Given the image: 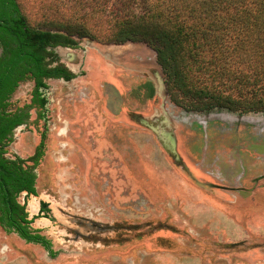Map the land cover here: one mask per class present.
I'll use <instances>...</instances> for the list:
<instances>
[{"label":"rangeland","instance_id":"obj_1","mask_svg":"<svg viewBox=\"0 0 264 264\" xmlns=\"http://www.w3.org/2000/svg\"><path fill=\"white\" fill-rule=\"evenodd\" d=\"M18 2L30 25L46 30L79 22L83 11L76 0ZM87 24L106 29L92 12ZM80 42L86 53L67 51L62 62L83 75L49 82L51 150L37 169V197L48 203L42 216L50 222L33 226L56 257L0 229V264H264V114L184 111L166 96L144 44ZM31 87L22 84L13 103ZM134 112L156 116L154 127L170 122L189 173L153 131L129 121L125 114ZM64 121L67 134L58 136L54 128ZM42 129V122L24 127L13 147L28 156L24 149ZM58 142L66 143L62 152Z\"/></svg>","mask_w":264,"mask_h":264},{"label":"trees","instance_id":"obj_2","mask_svg":"<svg viewBox=\"0 0 264 264\" xmlns=\"http://www.w3.org/2000/svg\"><path fill=\"white\" fill-rule=\"evenodd\" d=\"M85 1L76 0L83 9L79 22L46 30L30 25L18 0H0V225L48 250L50 243L30 228L16 200L22 192L35 195L33 170L41 154L6 156L13 129L29 117V107L8 111L18 84L72 78L50 67L55 54L46 48H73L84 38L142 43L155 53L175 105L264 113V0H98L93 7ZM91 12L106 25L103 32L88 26Z\"/></svg>","mask_w":264,"mask_h":264},{"label":"flooded vegetation","instance_id":"obj_3","mask_svg":"<svg viewBox=\"0 0 264 264\" xmlns=\"http://www.w3.org/2000/svg\"><path fill=\"white\" fill-rule=\"evenodd\" d=\"M84 39H87V38H84ZM75 40L77 41L78 44H77L76 47H73V48L72 47H62V46H56L54 48H46V51H48V52L50 51L53 54H55V60L52 62L50 67L51 68L59 67V68L65 69V70H67L68 73L72 74V78H70L68 80H66L64 77L44 78L42 80L43 84L41 86H38L37 82L34 79H26L25 81H22V82H20L18 84L16 90L11 95L10 100H9L10 107H9L8 111L14 112L17 109L29 107V109H28L29 117H28L27 121L24 124L19 125L15 129H13L12 135H11V142H9L8 146L6 147V150H7L6 156L11 158V159H13L15 157H19V158H21L23 160H28L29 158H32L33 156H35L36 153H38V152H39V155L41 154V159L39 161V164L33 170V173L36 176L35 186H34L35 187V191H36L35 195H28L26 192H22L17 197L16 200H17L18 204L24 208V212L26 214V219L28 221H31L30 225H29L30 228L32 230L37 231V233L40 236L44 237L46 239V241H48L50 243V249L49 250L46 249L44 246H42L39 243L28 242L24 238H21L17 234V232H15V231H7L1 225H0V229L7 235L8 234L16 235L19 240L23 241L27 245H30V244L38 245L45 252H47L52 259L56 257V253L53 251L52 244H51L50 240H48L45 236H43L39 229H36L33 226L35 221H37L39 219H42V218H44V220L50 222V218H48L47 216H45V217L42 216V214L45 212V209L47 207H49L48 203L46 201L40 199L39 197H37V187H36L37 178H38L37 169L41 165V163L44 161V159L47 157V154L51 150L48 147V145H47L48 124L50 122L49 107L52 105V101H53V98L51 96L52 89L49 86V82L50 81H60V82H63V83H69V82L74 81L75 79H77L79 76L83 75V73H81V75L77 74L73 69L68 67L67 63L62 62V60H66L67 59V55H66L67 51H77V50H79L82 53H86V48L82 47L81 46V42H80L83 39H75ZM103 45L121 46V45H124V44H103ZM147 48H149V47H147ZM59 49H61L63 51L60 52ZM69 57H70V59H69ZM68 59H69V61L71 63H73V65L74 64L76 65V63L79 62L78 58L75 55H73V54L71 56H68ZM155 61L157 63L156 56H155ZM157 65L159 66L158 63H157ZM159 68H160V66H159ZM160 70H161V68H160ZM162 75H163V73H162ZM164 79H165V77H164ZM26 83H29V84L32 85L30 93H29V96L27 97L26 100H22V101L18 100V101H15L13 103V101H12L13 96L15 95L17 90L22 86V84H26ZM165 87H166V84H165ZM140 88H142V89L149 88V90L151 92V95H152V93L154 91L150 83H146V84L143 83L142 85H140ZM166 96L170 99V95H169V92L167 90V87H166ZM177 107H179V106H177ZM179 108L184 110V111L194 112L196 114L197 113L198 114L199 113H204V112L205 113H209V112H212L214 110L213 109V110H209V111H206V110L205 111H195V110H185V109H183L181 107H179ZM216 109H221V108H216ZM222 110H226V109H222ZM237 112L241 113V111H237ZM242 113H244V112H242ZM253 113H262V112H253ZM32 114L35 115L33 120H32ZM125 115H126V117H128L129 121H131V123H133L135 125H138L140 127H143V128L150 129L151 131H153L155 133V135L158 137V139L164 143L165 149H166V151L168 153V156L170 157L172 163H174V165L176 167H178L179 169L184 170L187 173L190 172L188 167L185 165L184 161L182 160L181 156L178 153L177 140H176V137L174 135V129H173V127H170V122L167 119L164 121V125H166V127H165V129H162L160 126L159 127H154L153 126V124L157 120L156 116L150 117V116H146V115H143L141 113H136V112L125 114ZM245 118H249V117H245ZM40 122L43 123V129L39 133L38 139L35 140L37 143H34L33 146L31 145L29 148L24 149V152L28 153V156L24 157L21 154H19L17 152V150L13 147V144L15 143L16 138L18 136L17 133H21L23 128L24 127H28L30 124L35 125V124L40 123ZM200 123H202V122L200 121ZM56 129H58L57 130V135L58 136H65L67 134V130H68L67 121H64L62 123L61 127H56L55 126L54 130H56ZM58 144H60L58 146V150L60 152H62L61 148H65L66 147V143L58 142ZM26 165L27 166H31L32 162L27 161ZM22 196L24 197V201L23 202L20 201V197H22ZM29 198H31V199H29ZM38 198H39V200H38ZM90 223H91V225H95L94 222H90ZM4 250H6V249L4 248ZM51 252L55 253V255L53 256L51 254Z\"/></svg>","mask_w":264,"mask_h":264}]
</instances>
